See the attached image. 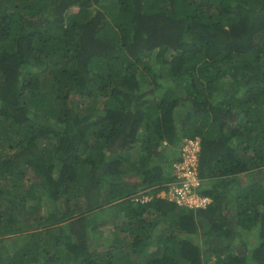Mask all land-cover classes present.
<instances>
[{
    "label": "trees",
    "instance_id": "1",
    "mask_svg": "<svg viewBox=\"0 0 264 264\" xmlns=\"http://www.w3.org/2000/svg\"><path fill=\"white\" fill-rule=\"evenodd\" d=\"M0 264H264V0H0Z\"/></svg>",
    "mask_w": 264,
    "mask_h": 264
},
{
    "label": "built area",
    "instance_id": "2",
    "mask_svg": "<svg viewBox=\"0 0 264 264\" xmlns=\"http://www.w3.org/2000/svg\"><path fill=\"white\" fill-rule=\"evenodd\" d=\"M199 150L198 137L182 139V159L175 164L174 179L168 183V190L163 193L164 196L182 206L204 207L210 201L208 196L200 195L196 190L201 183L197 171ZM148 199V197L136 198L140 201Z\"/></svg>",
    "mask_w": 264,
    "mask_h": 264
},
{
    "label": "clouds",
    "instance_id": "3",
    "mask_svg": "<svg viewBox=\"0 0 264 264\" xmlns=\"http://www.w3.org/2000/svg\"><path fill=\"white\" fill-rule=\"evenodd\" d=\"M183 128H184V117H183V121L182 122H180L179 121V119H178V130H179V136H182V131H183ZM188 138H196V137H189V136H187ZM198 137V136H197ZM199 139H200V137H198ZM183 139V138H182ZM182 139H181V141H180V147H177V148H179V150H178V152H177V156L175 157V161H174V163H173V171L171 172L172 173V175L171 176H174V173H175V164L177 163V162H179L181 159H182V157H181V153H182ZM165 144H168L166 141H165ZM168 149H171V151H167L169 154H171V155H173L174 154V152L173 151H175V148L173 147V148H171V147H168ZM167 149V150H168ZM180 150H181V152H180ZM200 151H201V139H200V150H199V153H198V164H197V171H198V168H199V156H200ZM198 175H199V173H198ZM200 176V175H199ZM173 180V178L170 180V181H172ZM170 181H168L166 184H167V186H168V183L170 182ZM149 191V189H146V192L147 193H145L144 191H145V189L143 190V192H140V198H143V197H148L149 199L148 200H146V201H140L139 200V202H142V203H144V202H148L151 198H152V195L151 194H149L148 193V191ZM166 190H162L158 195L159 196H161V197H164V198H167L166 196H164V192H165ZM169 199V198H168ZM170 200V199H169Z\"/></svg>",
    "mask_w": 264,
    "mask_h": 264
},
{
    "label": "rangeland",
    "instance_id": "4",
    "mask_svg": "<svg viewBox=\"0 0 264 264\" xmlns=\"http://www.w3.org/2000/svg\"><path fill=\"white\" fill-rule=\"evenodd\" d=\"M183 115H184V113L183 112H180V113H177V118L179 119V121L180 122H182L183 121ZM53 123V122H52ZM168 152L169 151H171V149H168L167 150ZM27 183H29V182H27ZM27 186V185H26ZM34 218H35V216H34ZM121 222H123V220L122 219H120V221H119V223H121ZM160 225V227L159 228H157V230L159 229V231H161L163 228H164V226L162 225V224H159ZM109 229V228H112V225L111 224H109L108 226L106 225L105 226V229ZM156 230V231H157ZM258 237V234H257V231L256 232H254V234H253V236H247V238H246V243L248 242V247L247 248H250L251 247V245H252V243H254V241H256V238ZM192 238H193V240H195L196 242H198L200 245H202V242H203V234L202 233H199V234H197V235H193L192 236ZM242 241V239L241 238H238L235 242H236V245H239V243ZM97 244H98V242H96ZM248 250V249H247ZM233 252H234V250H232ZM215 261H217V257H213V262H211V263H214Z\"/></svg>",
    "mask_w": 264,
    "mask_h": 264
}]
</instances>
